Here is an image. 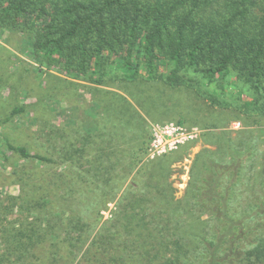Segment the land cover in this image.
I'll return each instance as SVG.
<instances>
[{
    "label": "trees",
    "instance_id": "1",
    "mask_svg": "<svg viewBox=\"0 0 264 264\" xmlns=\"http://www.w3.org/2000/svg\"><path fill=\"white\" fill-rule=\"evenodd\" d=\"M256 1L42 0L39 7L31 8L32 0H0V26L35 29V52L75 76L93 74L101 84L111 70H117L130 88L146 87L140 99L136 96L140 109L150 101L157 114L166 108L168 118L189 102L185 90L178 91L200 84L190 75L192 69L202 73L207 83L219 77L224 91L243 84L238 103L253 111L257 124L264 120V16L256 13ZM243 86L253 93L246 94ZM243 95L250 100L244 101ZM117 97L105 103L106 112L97 122V136L101 142L110 141L109 146L89 159L90 141L86 142L77 177L65 180L15 171L21 175L16 177L20 194L0 198V264L263 261L264 172L258 171L254 160L263 155L258 139L225 143L220 161L212 154L199 156L181 200H175L164 166L158 164L170 154L151 160L156 162L154 172L141 177L137 186L132 183L118 198L126 181L122 175L111 177V170L118 163L126 172L136 159L143 160L149 137L139 141L145 130L143 115L130 100L120 98L131 105L125 108ZM25 110L16 106L11 116ZM236 117L240 120L239 112ZM54 132L49 131L50 141L73 161L75 143L63 129ZM114 136L138 144L135 162L124 165L125 156ZM2 137L0 131V141ZM5 145L23 158L52 161L10 140ZM135 152L130 153L135 156ZM243 193L246 196L240 197ZM53 194L61 200L59 205ZM114 201L113 216L103 220V211Z\"/></svg>",
    "mask_w": 264,
    "mask_h": 264
},
{
    "label": "rangeland",
    "instance_id": "2",
    "mask_svg": "<svg viewBox=\"0 0 264 264\" xmlns=\"http://www.w3.org/2000/svg\"><path fill=\"white\" fill-rule=\"evenodd\" d=\"M41 1L32 0L31 8L39 7ZM255 7L259 17H263L264 1L257 0ZM23 27L18 30H9L0 26V131L3 133L0 141V198L7 193L20 194V185L16 183V177L21 175L15 174V171L35 172L40 177H61L65 180L77 177V171L83 161L81 148L86 142L90 141L87 150L89 159H95L101 148L105 150L109 146L110 141L101 142L102 140L97 136V122L102 121L101 118L106 112L105 103L117 95L125 108H130L131 105L120 98L125 97L130 100V103L135 105L143 115L145 130L139 141H144L147 137L150 141L154 129L167 121L178 122L188 129L199 127L200 133L195 139L158 161L159 165L164 166V176L169 177L168 181L175 200L186 197L197 158L212 154L216 161H220L224 158L222 146L228 142L237 145L241 139H258L257 146L263 155L257 156L254 160L259 165L258 171L264 172V120L255 124L252 118L253 111L248 112L245 108H240L238 103L240 99L237 94L240 93L239 89L243 84L239 83L224 91L221 89L222 82L219 77L214 82L207 83V78L202 73L192 69L190 75L198 78L200 84L190 89L182 87L178 91L185 90V97L188 98L189 104L187 103L185 107L178 106L174 116L168 118L166 108H162V111L157 114L150 101L144 103L145 109H140L136 96L140 99L146 87L135 84L133 88H130L128 82L121 81L117 70L114 72L111 70L112 75L99 84L94 81L93 74L85 77L75 76L56 63H51L47 58L36 53L33 48L35 29ZM129 88L134 93L132 97L128 94ZM243 90L246 94L253 93L249 86H243ZM241 98L244 101L250 100L247 95ZM16 106H24L26 110L23 114L11 116V111ZM238 112L240 120L236 117ZM10 116L11 119L6 120ZM40 128L47 129V132L40 131ZM51 129L55 131L53 134L63 129L70 141L75 143L78 150L73 161H68V154L58 152L59 146L52 144L54 143L50 141L52 134L49 133ZM9 140L15 145L26 146L33 154L49 157L52 161L41 162L23 158L8 149L5 144ZM112 140H116L115 142L121 146L118 148L125 156L124 165L131 161L135 162L138 144L135 146L130 140L116 136ZM124 148L127 149L125 152H123ZM134 149L135 156L130 153ZM156 158H150L145 154L143 160L137 162L136 159L132 168L126 172L122 171L123 164H116L117 167L114 168V172L111 170L110 176L122 175L123 181H126V184L119 189L118 198L130 188L132 183L136 181L137 186L141 177H148L154 172L156 162L151 160ZM262 176L264 178V173ZM261 186V183L255 185L258 189H261ZM152 192L153 190L150 191ZM52 196L55 204L59 205L58 201H61L59 197L54 194ZM245 196L243 193L240 197ZM116 208L115 201L109 203L108 208L103 211V220L110 219ZM198 219L202 221V225L205 224V218L200 216ZM256 264H264V260Z\"/></svg>",
    "mask_w": 264,
    "mask_h": 264
},
{
    "label": "built area",
    "instance_id": "3",
    "mask_svg": "<svg viewBox=\"0 0 264 264\" xmlns=\"http://www.w3.org/2000/svg\"><path fill=\"white\" fill-rule=\"evenodd\" d=\"M199 133V127L188 129L178 122L167 121L154 129L146 154L155 158L173 153L183 144L195 139Z\"/></svg>",
    "mask_w": 264,
    "mask_h": 264
}]
</instances>
